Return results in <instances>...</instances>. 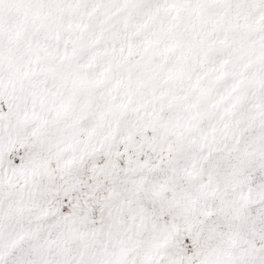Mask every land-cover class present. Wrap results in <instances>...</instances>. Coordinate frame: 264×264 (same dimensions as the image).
I'll return each mask as SVG.
<instances>
[{
    "label": "snow or ice",
    "instance_id": "snow-or-ice-1",
    "mask_svg": "<svg viewBox=\"0 0 264 264\" xmlns=\"http://www.w3.org/2000/svg\"><path fill=\"white\" fill-rule=\"evenodd\" d=\"M0 264H264V0H0Z\"/></svg>",
    "mask_w": 264,
    "mask_h": 264
}]
</instances>
